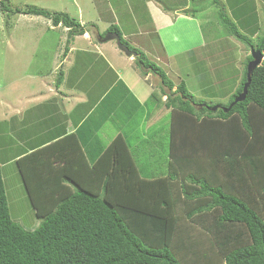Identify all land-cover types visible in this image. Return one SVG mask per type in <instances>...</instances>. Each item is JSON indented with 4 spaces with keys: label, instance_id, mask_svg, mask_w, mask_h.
<instances>
[{
    "label": "trees",
    "instance_id": "obj_1",
    "mask_svg": "<svg viewBox=\"0 0 264 264\" xmlns=\"http://www.w3.org/2000/svg\"><path fill=\"white\" fill-rule=\"evenodd\" d=\"M0 6L68 28L67 44L85 33L66 13ZM219 9L216 16L232 37L264 53V31L254 43ZM107 32L125 44L115 25ZM251 59L240 76L224 67L220 86L228 88L227 101L208 105L183 81L172 92L164 71L137 53L140 74H156L170 93L160 91L172 119L169 174L142 177L120 135L91 164L82 152L51 153L48 146L26 154L15 163L39 224L26 230L10 217L0 168V264H264V59L245 99L233 104ZM57 180L70 186L59 184L67 190L55 196L48 187Z\"/></svg>",
    "mask_w": 264,
    "mask_h": 264
},
{
    "label": "rangeland",
    "instance_id": "obj_2",
    "mask_svg": "<svg viewBox=\"0 0 264 264\" xmlns=\"http://www.w3.org/2000/svg\"><path fill=\"white\" fill-rule=\"evenodd\" d=\"M156 1L108 0L110 4L119 5L113 7V11L110 13L107 9V12L102 14L97 21V13L99 9L104 8L103 3L94 11L90 7V3H92L90 0H0L10 10L22 11L27 8H39L51 13L54 12V14L67 13L75 19L78 17V4H81L83 14L81 12L82 15L80 14V19L77 20L84 30L89 32L90 38L86 40L74 37L73 42L70 41L67 44L68 32L64 31L63 28L49 29L51 24L48 21L44 22L43 19L45 18L43 17L25 16L23 14L12 15L8 11H0V113L8 111L6 108H2V105L5 107L11 105L12 111L20 97L30 93V89L35 87L32 85L34 82L31 83L30 79L40 75L34 72L39 68L41 72L52 70L53 74L49 83L53 88L56 79L62 72L64 76L67 74L66 85L70 88L76 86L77 83L75 82L78 76H82L84 79L80 81L85 87L92 86L95 82L96 95L107 91L105 101H110L112 105L110 108L103 107L101 112L97 110L98 118L94 121L97 123L96 131H94V136L90 138L87 136L86 151L88 147L94 151L93 146L95 144L105 149L116 136L120 135L128 142L131 155L142 177L151 178L169 174L168 149L172 132V119L170 110H166L163 104L166 101V96L160 93L163 90L164 94H170L167 87L161 85L160 78L156 74L149 73L145 78L137 73L138 68L134 62L137 56L135 58L125 56L118 51L114 41H110V43L107 41L106 43L119 52L126 63L123 65L124 70H121L119 63L117 65L112 63L113 68L110 69L106 59L110 56L109 48H107L108 46L104 47L105 53H108L105 58L104 51L101 50L103 48L100 49L99 45V42L103 41L99 40L98 42L99 38L101 39L108 34V32H103L106 25L99 26L98 30L101 32L99 36L96 29L88 23L94 20V23L100 25L110 18L112 24L114 16L118 18L116 22L119 25L124 43L131 49H136L137 53L144 54L149 61L164 71L173 85L172 92L183 81L197 101L203 100L208 105L213 102L225 103L227 101L229 93L225 90L228 88L223 89L220 86V81L224 77V67L225 69L236 68L238 76H240L245 61L250 56V48L232 37L228 29L220 24L216 14L222 11L219 9L221 5L213 4L211 7L205 5L208 8L192 5L187 10H182L183 12L175 13L171 17L170 23L163 15L155 14L158 16L157 21L161 32L157 30L155 25L150 28L153 21L148 14L157 10V7L152 4ZM245 2L247 5L230 10L225 9V13L237 25L239 32L247 35L255 43V37L264 31V0H246ZM105 4L110 5L107 1ZM235 10L242 15L240 18L233 16ZM180 15L181 17H191V20L179 19ZM160 19L163 21L160 22ZM242 21L244 24H239ZM42 23L44 24L41 25ZM95 34H98V37ZM88 42L91 43L90 45L96 46L97 50L93 46H87ZM69 48L75 49L73 52L70 51L69 62H66L63 67L58 68L57 66L55 70V65L59 64L62 54ZM80 50H86L90 55L87 56L85 51L83 55ZM55 51L57 54L53 55ZM110 54L114 55L113 52ZM51 57L52 60H50ZM132 58L135 65L134 74L129 68L130 62L128 61ZM117 66L119 68L116 70H121L128 78L125 77L121 82L112 86L115 82L114 70ZM45 74L48 77V73ZM148 77L149 79L145 81L146 89L149 93L154 92L158 95L160 104L157 101L158 98H153V100L150 98L145 102L141 100L146 95V91L145 86L140 81ZM132 85L134 90L142 96L138 100L131 96ZM29 107L33 108L34 106L26 105V108ZM37 113L36 109H32L28 112V116ZM152 113L154 114L151 115ZM93 116H90L87 124L85 123L81 128L84 134L89 132L90 120ZM31 118L33 126L29 130L38 134L39 120L33 116ZM18 138L15 137V139ZM16 148L17 146H10L9 149L5 144L2 148L3 152L0 151V162H6L9 160L8 158H11L9 156L15 155L16 151L11 149ZM92 150L85 151L90 164L99 155V152L95 153ZM1 173L10 217L26 230L36 229L39 221L35 218L31 204L27 199L19 167L14 162L6 163L3 168L1 167ZM191 226L192 228H199L194 224ZM185 229L189 234L193 233L189 227Z\"/></svg>",
    "mask_w": 264,
    "mask_h": 264
},
{
    "label": "crops",
    "instance_id": "obj_3",
    "mask_svg": "<svg viewBox=\"0 0 264 264\" xmlns=\"http://www.w3.org/2000/svg\"><path fill=\"white\" fill-rule=\"evenodd\" d=\"M90 1L92 2V3H90L91 4L90 7H92L94 9V11H96V7H98L100 4L103 3L104 8L102 10L101 9L98 10V13H97L98 17H96L97 21H98L99 17L102 16V14L107 12V9L109 10V13H110L113 11V7H115V6L117 7L119 5V4H114V3L110 4V2H108V0H101V2H99V0H97V1L95 0L96 2L94 0H90ZM106 1L110 5L105 4ZM217 1L221 5V7L224 8V10L225 9L230 10V9L238 8V7L243 6L245 4L247 5V2H245L246 0H217ZM211 3H212V0H171V1H167V2H164V1L161 2V1L157 0L156 2H152V4L157 7V10L155 12L148 14L151 16L152 21H153V24L151 25L150 28H153V26L155 25L157 30L159 32H161L158 21H157V18L160 15H163L164 18H167L169 20V23H170L171 17L174 16L175 13L181 12L182 10L185 11V10H187L188 7H192V5H194V6L200 5L203 8H208V7H205V5L211 7L212 6ZM78 5H79V9L77 10L78 11L77 19H80L81 12L83 14V8L81 7V4H78ZM111 5H113V6H111ZM197 7H199V6H197ZM193 13H194V11H193ZM155 14H158V16H156ZM114 15H115V13H114ZM176 15H179V14H176ZM181 15H180L179 19L191 20L190 19L191 17H181ZM25 16H27V15H25ZM233 16L234 17L238 16L237 18H240L242 15L235 10V11H233ZM36 17H41V16H36ZM192 17H194V16L192 15ZM117 19L118 18H116L114 16V22H112V24L110 23V21H111L110 18L107 19L108 21L105 20L100 25H97V23H94V20H93V22H89L88 24H90L91 27H94L96 29L97 33H101L98 30L99 26H101V25L102 26L106 25L104 27L103 32L106 31L108 28L112 27L113 25H115L120 30V28L118 27L119 25L116 22ZM163 19H160V22H162ZM43 20H44V22L48 21L51 24L50 19L45 18ZM193 20H194V18H193ZM43 24L44 23H42L41 25H43ZM136 24H138V23L136 22ZM58 28H63L64 31L66 30L68 32V28H64L60 25L54 27L51 24V26L49 27V29H51V30H56ZM84 35H83L84 37L76 36L75 38L76 39L84 38L86 40L90 39L89 38V32L87 30L85 31ZM95 35L97 36L98 34H95ZM123 37L125 38L124 35H123ZM99 40L100 39H98V42H99ZM72 42H73V40H72ZM108 42L110 43V41H108ZM90 44L91 43L88 42L87 46L92 47L93 45H90ZM99 45H100V49L103 48L101 50H102V52L104 51L105 58H106V55L108 53H105L104 47L108 46L107 48H109L108 49L110 51L109 55L111 57L108 56V58H106V59L109 62L110 69L113 68V64L117 65V63H119L121 70H124L123 65L126 63V60H124V57L122 55H120L119 52L114 50L112 48V46L108 45V43H106V42H99ZM93 47L95 50H97L96 46H93ZM74 50H75L74 48H69L67 51H64V53L62 54V58H61L60 62H58L59 64L55 65V70H56L57 66H58V68H60L61 66L63 67L66 62H69L70 53L73 52ZM80 51L83 52V55H84V51H85V54L87 56L90 55V53H87L86 50H80ZM111 52H113V54H114L113 56L110 54ZM56 54H57V51H55L53 55H56ZM52 59L53 58L51 57L50 60H52ZM81 61L83 62V60H81ZM128 61L130 62L129 68H131V70L134 74V72H135L134 66L135 65L133 64V58H132V60L128 59ZM117 68H119V67L118 66L115 67V70H114L115 71V74H114L115 75V82L112 86L116 85L118 82H121L126 77L124 72H122L121 70L120 71L116 70ZM38 70H35L34 72L36 74H40L41 76L39 75L40 77L38 76V77H35L34 79L33 78L30 79L31 83L34 82L32 85H34L35 87L30 89V93L28 95L20 97V99L15 103L16 107L13 106L12 111H11V109H12L11 105H8L6 107H5V105H2V108H6L8 111H4V112L0 113V118L2 119L0 121V123H1V126H0V151L3 152L2 148L5 146V144L7 145V147L9 149H10V146H17L18 149L17 148L11 149V150L16 151L15 155L9 156L11 158H8L9 160L6 162H0V168L1 167L3 168V166L6 163H10V162L15 163L18 159L22 158L26 154H29V153L34 152V151H38V150H40L44 147H47V146L50 147V148H48V150L51 153H57L60 151L67 152V153H69V152L75 153V151H76L77 153L82 152L84 157L87 159V156L85 153V151H86V146H85L86 144L85 143H87L86 142L87 136H89V138L94 136V131H96L97 123H94V121L96 118H98L97 110H99V112H101L103 107H105V108L112 107L110 101H105L106 100L105 96L107 95V91L102 92L101 94L99 93L96 95V91H95L96 87L94 85L95 82H93L92 86L85 87L84 85H82V81H80V80H83L84 77L78 76V79L75 82V83H77V85L72 86V88H70V86L66 85L68 76H67V74L64 76V73L62 72L59 74V76H58V74H56L59 78L56 79V84L53 88L51 86V84L49 83L50 82L49 79H51L52 74H53L52 70H50L48 72H44V70L41 72L40 68ZM121 72H122V74H121ZM45 73H48V77H47V74H45ZM137 73H140L139 70L137 71ZM36 74H35V76H36ZM147 75H144V76L142 75V77L146 78ZM126 78H128V77H126ZM148 79H149V77L147 79H141V81H140V82H142V85L145 86L146 95L144 97H142L140 95V93H138L137 91L134 90L133 85L131 86V88L133 89V92L130 89L131 90V96L134 97L135 100L136 99L138 100L142 97L143 99H141V100L143 102H145V101L150 99V96L153 92L149 93L146 89L147 85H146L145 81ZM128 81H129V79H128ZM98 84H100L99 81H98ZM112 86H110V87H112ZM132 93H134V95H132ZM134 102L137 103L136 101H134ZM28 104L31 106L33 105L34 107L33 108H30V107L26 108V105H28ZM32 109H36V112H38L39 114L37 113L36 115H29L28 116V112ZM95 112H96V115H95ZM27 116H28V118H27ZM31 116L36 117V120H39L38 124L40 125V127H39V133L38 134H35L34 132L29 130L33 126V120L31 118ZM90 116H93V117L90 120V126L88 129L89 132L88 133L86 132L87 134H84L83 131H81V128L84 126L85 123L87 124V120L90 118ZM99 116H100V114H99ZM18 136H19V138H18ZM15 137H17L18 139H15ZM125 141H126V139H125ZM89 149H90V147H88V150L86 152H89L92 150V149H90V150ZM93 149H94V151L93 150L92 151L95 153L99 152V155L104 150V148H102V146H97L96 144L93 146ZM128 149L130 151V148H128ZM72 150H74V151H72ZM7 153L9 154V152H7ZM53 155H56V154H53ZM76 158H77L76 160H79L80 155L76 156ZM55 177L56 176L51 177L50 179L55 178ZM63 181H64V179L61 182H63ZM59 184H60V180H57V181L52 182L51 186L48 187V190L52 191L53 195H55V196L59 192H65V190H67V189H61L60 185L62 187L64 184L67 187L70 186L68 184V182L61 183L60 185ZM49 193H48V195H49Z\"/></svg>",
    "mask_w": 264,
    "mask_h": 264
},
{
    "label": "water",
    "instance_id": "obj_4",
    "mask_svg": "<svg viewBox=\"0 0 264 264\" xmlns=\"http://www.w3.org/2000/svg\"><path fill=\"white\" fill-rule=\"evenodd\" d=\"M102 41L103 42L114 41L116 43V46L119 49V51H121L124 55H126L128 57H136V55H137L136 52L130 50L125 44H123L121 42L120 37L116 33L109 32L107 35H105L102 38ZM250 55H251L252 59H251V61H249V63L247 64V67H246V83L243 86L241 94L237 96V98L234 100L233 104H235L237 102H241L245 99V96L247 94V89H248L250 81H251V74L254 71V69L262 63V61L264 59V53L260 52L258 50H255L254 48L250 49ZM231 106L232 105H230V107ZM213 109L215 110V108H213Z\"/></svg>",
    "mask_w": 264,
    "mask_h": 264
},
{
    "label": "clouds",
    "instance_id": "obj_5",
    "mask_svg": "<svg viewBox=\"0 0 264 264\" xmlns=\"http://www.w3.org/2000/svg\"><path fill=\"white\" fill-rule=\"evenodd\" d=\"M60 25V24H59ZM109 33V32H108ZM83 36V35H82ZM100 39V38H99ZM102 41V38L100 39ZM133 51V50H132ZM135 52V51H134ZM137 54V53H136ZM137 56V55H136ZM135 58V57H134Z\"/></svg>",
    "mask_w": 264,
    "mask_h": 264
}]
</instances>
